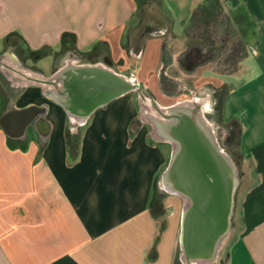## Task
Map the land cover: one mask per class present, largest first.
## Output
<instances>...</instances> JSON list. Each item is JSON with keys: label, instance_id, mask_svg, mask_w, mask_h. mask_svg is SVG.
Masks as SVG:
<instances>
[{"label": "crops", "instance_id": "1", "mask_svg": "<svg viewBox=\"0 0 264 264\" xmlns=\"http://www.w3.org/2000/svg\"><path fill=\"white\" fill-rule=\"evenodd\" d=\"M154 3L160 14L149 21L166 31L134 41L137 12ZM238 11L255 29L260 59L264 0H0V72L7 81L0 74V264H186L177 255L178 204L165 196L160 214L153 207L171 146L152 136L136 91L85 120L46 93L62 88L54 73L96 64L144 85L148 77L179 74L187 90L201 93L216 130L226 126L219 138L231 142L239 129L231 226L212 264H264V70L254 74L243 51L229 58L231 72L180 56L188 32L212 35L215 23L235 20ZM150 38L161 46L152 74L139 76Z\"/></svg>", "mask_w": 264, "mask_h": 264}, {"label": "water", "instance_id": "2", "mask_svg": "<svg viewBox=\"0 0 264 264\" xmlns=\"http://www.w3.org/2000/svg\"><path fill=\"white\" fill-rule=\"evenodd\" d=\"M52 78L62 80V88L46 93L81 120L110 100L143 88L142 82L100 64L62 69ZM152 105L153 109L144 119L152 136L171 146L159 184L182 201L178 234L180 259L186 264H212L231 226L234 195L239 185L237 163L219 142L201 101L190 99L165 106ZM31 109L34 107L24 111ZM39 120L45 119L42 116ZM26 125H22L23 131ZM42 134L46 137L48 130Z\"/></svg>", "mask_w": 264, "mask_h": 264}, {"label": "flooded vegetation", "instance_id": "3", "mask_svg": "<svg viewBox=\"0 0 264 264\" xmlns=\"http://www.w3.org/2000/svg\"><path fill=\"white\" fill-rule=\"evenodd\" d=\"M164 31H166V26L162 22L148 21L144 23V25L136 32V34H133V40L139 41L143 39L144 36L148 35V33L153 34L155 32L157 33ZM192 31L188 32L187 35L189 43L185 45V47L180 51L181 58L183 57L187 63H204L207 61H211L215 65L214 68L217 67L219 69H225L224 67L229 65V67H226L225 70L231 72L232 68L230 67V63L232 61L229 60V58L236 56L238 51L243 50L238 47V42H234L230 39L229 34L227 33L228 26L217 25L212 29H209V31L213 34L207 36H204L200 30H195L193 32ZM201 48H204V51H201ZM244 56L245 54L243 51L241 53V57L243 58ZM102 58L105 60L106 56H103ZM179 78V74L172 77L161 74V76L158 75L157 77L158 82L156 85V90L152 87L151 89L148 85L144 84L143 88H141V91H139L138 89L135 90L138 94V101H140L138 102V106L140 108V115L143 117V119H146V116H148V112H151V110L153 109L154 106L152 105V103L165 106L181 100H200L199 98H197L201 95L199 90H196L195 92L187 90V87L180 83L179 80L181 78ZM156 93H159L164 98L171 99V101L162 102L158 100ZM141 95L145 97L146 102L142 101ZM206 116L208 118L212 117V115ZM218 140L225 147V149L230 152L229 146L231 145V142L228 140V136L226 137L225 135L224 139H221L218 136ZM164 191L166 192V190Z\"/></svg>", "mask_w": 264, "mask_h": 264}, {"label": "rangeland", "instance_id": "4", "mask_svg": "<svg viewBox=\"0 0 264 264\" xmlns=\"http://www.w3.org/2000/svg\"><path fill=\"white\" fill-rule=\"evenodd\" d=\"M155 6L147 5L144 4L140 11L137 12L138 17H136V22L137 24L134 23V26H132L134 29H132L133 34H136V32L144 25V23L148 22L149 20H153L154 18L159 17L158 15L160 14L159 12L156 11L157 8V3H154ZM238 12H235L234 15L235 20H230L224 17L223 20H221L218 23H215V25H226L228 26V31L227 33L229 34L230 39H232L234 37V40L239 42L238 47L240 49H242L244 51L245 56L248 54V62L252 65L253 69H254V74L258 73L260 70H264V48H262L261 53H262V57L260 59H256L254 57V49H258L257 45L254 43V38H255V29L251 28L250 26V22L248 21L247 18H243L238 16ZM237 14V15H236ZM133 25V24H132ZM178 27H175V30ZM245 31V34L242 33V31ZM233 40V39H232ZM160 41L157 38H150L148 41V44L146 46V50L144 52V57H143V62L141 61L137 67V74L139 76H141L142 74L148 76L150 73L152 74V70L154 69L155 63H156V59H157V54L159 52V45ZM118 51H112L111 55L113 60L117 57ZM133 65L130 66V68ZM118 70H122V71H127V69L121 65H119L118 67H116ZM1 74V79L3 84H6L7 81L4 77V75L0 72ZM149 78V77H148ZM146 78V84L151 88L156 90V84H157V79L156 77L151 78L150 81H148ZM215 80L218 81V77L215 78ZM151 88V89H152ZM2 90H5V92L11 96L14 94V91H12L11 87L9 85H6L3 87ZM136 92L134 93V98L136 97ZM158 100L162 101V102H170L171 99H167L164 98L163 96H161L159 93H156ZM214 126V125H213ZM216 126L218 127V130H216V127L214 126L215 131H219L220 127H226L223 124H220L219 126L216 124ZM220 136V134H217V137ZM236 135L232 136V141H231V145L229 146V151L231 152L234 160L237 161L238 167L240 166L239 162H241V156L239 154V150H238V145L236 143ZM156 195H155V205H153L154 210L156 212H158V214H160V212H162L163 209V203L165 196L173 199V201L175 203H177L178 205V209H179V213L181 210V204L182 201L179 197H176L174 195L169 194L168 192H165L162 187L159 184V180H157L156 182ZM159 201V204L157 203ZM171 208V207H170ZM180 253V250L178 248V252L177 255L178 257Z\"/></svg>", "mask_w": 264, "mask_h": 264}, {"label": "trees", "instance_id": "5", "mask_svg": "<svg viewBox=\"0 0 264 264\" xmlns=\"http://www.w3.org/2000/svg\"><path fill=\"white\" fill-rule=\"evenodd\" d=\"M206 2L210 3V5L215 4V3L217 4V0H206ZM200 8H201V7L198 6V7L194 10L192 16L195 17L196 13L198 12V10H199ZM192 19H193V18H192ZM188 29H189V26L185 28V31L187 32ZM231 122H232V123H235V121H233V120H232ZM234 125H235V124H234ZM236 132H237V133H236V134H237V135H236V143L239 144V132H240L239 129H237ZM235 161H236V160H235ZM236 163H237V161H236ZM157 203L159 204V201H158Z\"/></svg>", "mask_w": 264, "mask_h": 264}]
</instances>
